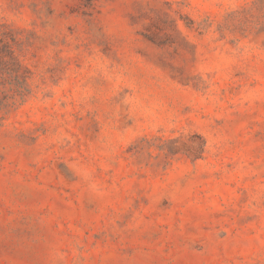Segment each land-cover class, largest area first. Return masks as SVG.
<instances>
[{"label": "rangeland", "instance_id": "1", "mask_svg": "<svg viewBox=\"0 0 264 264\" xmlns=\"http://www.w3.org/2000/svg\"><path fill=\"white\" fill-rule=\"evenodd\" d=\"M0 35V264H264V0H0Z\"/></svg>", "mask_w": 264, "mask_h": 264}, {"label": "trees", "instance_id": "2", "mask_svg": "<svg viewBox=\"0 0 264 264\" xmlns=\"http://www.w3.org/2000/svg\"><path fill=\"white\" fill-rule=\"evenodd\" d=\"M0 50H2L1 51L2 53H4V51L12 52L11 60H12L13 70H16L17 72H19L20 70L23 69V66H22L21 62L19 61V57H18L16 51L11 46L10 42H8V40L4 39L3 35H0ZM3 62L6 65L4 58H3Z\"/></svg>", "mask_w": 264, "mask_h": 264}]
</instances>
